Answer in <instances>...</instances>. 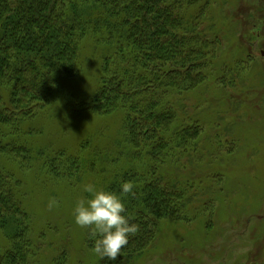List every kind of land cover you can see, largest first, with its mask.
I'll return each instance as SVG.
<instances>
[{"label": "rangeland", "instance_id": "1", "mask_svg": "<svg viewBox=\"0 0 264 264\" xmlns=\"http://www.w3.org/2000/svg\"><path fill=\"white\" fill-rule=\"evenodd\" d=\"M179 5L205 64L196 85L163 97L177 115L172 130L197 131L192 141L181 140V147L169 149L176 156L166 158L162 168L167 180L183 184L185 212L181 219L160 224L151 250L129 264H255L259 249L264 259V0H179ZM108 51L97 41L80 45L76 73L62 79L52 105L26 125L34 130L27 137L35 151L32 159L30 154L27 161L1 155L3 169L20 183L30 219L28 233L13 240L0 226V264L17 252V245L29 264H98L100 259L85 245L86 229L72 215L76 201L88 196L82 185L102 188L106 181V190L115 172L134 167L139 175L146 173L149 156H141L145 166H133L132 149L118 146L122 112L77 115L85 110L79 103L98 88ZM15 138L24 144L21 136ZM88 138L91 146L84 156L88 164L98 161V167L86 165L72 177H42L43 160L36 151L72 153ZM53 197L59 206L49 211ZM13 228L23 233V225Z\"/></svg>", "mask_w": 264, "mask_h": 264}, {"label": "trees", "instance_id": "2", "mask_svg": "<svg viewBox=\"0 0 264 264\" xmlns=\"http://www.w3.org/2000/svg\"><path fill=\"white\" fill-rule=\"evenodd\" d=\"M179 7V0H0V159L9 155L23 161L27 154L33 158L35 151L27 137L34 130L26 125L54 101L62 79L76 73L80 45L97 41L109 49L102 60L98 88L79 103L85 110L77 115L122 112L118 146L132 149L133 166H145L141 156L150 158L146 157L150 164L145 174L139 175L134 167L115 172L106 188L119 194L122 182L134 184V195L124 197V203L131 222L139 226L115 264H129L150 251L160 224L169 218L181 219L185 212L183 184L167 180L162 168L166 158L176 156L169 149L181 147V140L192 141L197 131L194 127L172 130L177 115L163 104V97L172 89L185 91L196 85L205 64L197 53L196 33L186 27ZM17 135L23 145L17 143ZM90 143L89 138L83 139L72 153L36 151L43 160L42 177H72L86 165L98 167V161L88 164L84 156ZM22 198L20 183L0 164V226L9 230L12 240L29 230L30 217ZM14 225H23V233ZM84 240L91 249L94 242L87 229ZM66 243L69 239L64 237ZM16 250L4 264H29L21 254L22 245Z\"/></svg>", "mask_w": 264, "mask_h": 264}, {"label": "clouds", "instance_id": "3", "mask_svg": "<svg viewBox=\"0 0 264 264\" xmlns=\"http://www.w3.org/2000/svg\"><path fill=\"white\" fill-rule=\"evenodd\" d=\"M133 189L134 184L130 181L120 184L119 194L98 188L93 183L82 185V191L88 196L76 201L72 215L77 226L88 230L89 238L94 242L90 251L100 260L115 261L128 245L129 237L139 230V226L131 222L124 203V197L134 195ZM58 206L54 197L49 199V211Z\"/></svg>", "mask_w": 264, "mask_h": 264}, {"label": "flooded vegetation", "instance_id": "4", "mask_svg": "<svg viewBox=\"0 0 264 264\" xmlns=\"http://www.w3.org/2000/svg\"><path fill=\"white\" fill-rule=\"evenodd\" d=\"M264 22V21H263ZM257 31L258 32H260V31H262L261 29H257ZM258 35V34H257ZM262 35L260 34L258 37H261ZM261 56H263L264 57V51H261ZM259 252H263L262 250H258ZM257 251V254H256V256H257V259H256V262H255V264H264V259L262 258V256L261 255H259V252Z\"/></svg>", "mask_w": 264, "mask_h": 264}]
</instances>
